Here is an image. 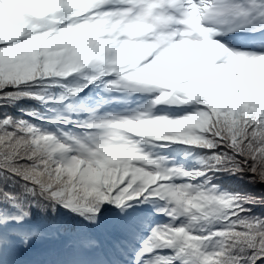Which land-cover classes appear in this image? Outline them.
I'll return each mask as SVG.
<instances>
[{
  "label": "snow or ice",
  "instance_id": "snow-or-ice-1",
  "mask_svg": "<svg viewBox=\"0 0 264 264\" xmlns=\"http://www.w3.org/2000/svg\"><path fill=\"white\" fill-rule=\"evenodd\" d=\"M61 242L264 264V0H0V264Z\"/></svg>",
  "mask_w": 264,
  "mask_h": 264
},
{
  "label": "rangeland",
  "instance_id": "rangeland-1",
  "mask_svg": "<svg viewBox=\"0 0 264 264\" xmlns=\"http://www.w3.org/2000/svg\"><path fill=\"white\" fill-rule=\"evenodd\" d=\"M93 92H95V91H93ZM100 97H102V100H99V101L105 103V105L108 107L107 111L120 110L123 107L131 106L127 102L117 103L116 105H112L111 102L104 99V94L100 95ZM79 103H83L85 106L97 105L96 100L95 101L93 100L92 93H90V92L88 94H86V96H83L80 99ZM24 108H31V107H24ZM247 186H249L252 189L254 188V190H256L257 192H259L261 190L259 186H252L249 184H247ZM40 247H42V246H40ZM42 249H45V248H42ZM54 249H55L54 253H55L56 258H57V263L54 261L55 264H64V262H71L75 259H90V257L87 254L79 252V251L72 252L73 249H69L66 246H61L59 248H58V246H56Z\"/></svg>",
  "mask_w": 264,
  "mask_h": 264
},
{
  "label": "trees",
  "instance_id": "trees-1",
  "mask_svg": "<svg viewBox=\"0 0 264 264\" xmlns=\"http://www.w3.org/2000/svg\"><path fill=\"white\" fill-rule=\"evenodd\" d=\"M18 107H34L35 102L34 101H20L17 105ZM225 182L232 184L235 187L241 188V189H252L249 186H247L246 178L245 180H238L234 178H225Z\"/></svg>",
  "mask_w": 264,
  "mask_h": 264
},
{
  "label": "bare ground",
  "instance_id": "bare-ground-1",
  "mask_svg": "<svg viewBox=\"0 0 264 264\" xmlns=\"http://www.w3.org/2000/svg\"><path fill=\"white\" fill-rule=\"evenodd\" d=\"M70 256V255H69ZM46 261V260H45Z\"/></svg>",
  "mask_w": 264,
  "mask_h": 264
}]
</instances>
